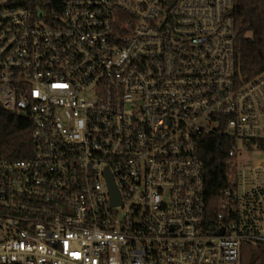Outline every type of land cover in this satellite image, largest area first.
I'll return each instance as SVG.
<instances>
[{
    "label": "built area",
    "instance_id": "1",
    "mask_svg": "<svg viewBox=\"0 0 264 264\" xmlns=\"http://www.w3.org/2000/svg\"><path fill=\"white\" fill-rule=\"evenodd\" d=\"M9 1L0 107L30 117L34 151L0 158V264H243L245 244L264 248V166L238 159L264 141V72L237 70L235 0H65L59 17ZM210 136L233 141L217 225Z\"/></svg>",
    "mask_w": 264,
    "mask_h": 264
},
{
    "label": "trees",
    "instance_id": "2",
    "mask_svg": "<svg viewBox=\"0 0 264 264\" xmlns=\"http://www.w3.org/2000/svg\"><path fill=\"white\" fill-rule=\"evenodd\" d=\"M64 1L10 0L7 5H46L51 17H59ZM234 17L237 34L235 64L239 74L249 81L264 72V0H235ZM254 144L264 153V141L249 143V148L254 149ZM232 146L233 141L224 136H210L198 144L199 156L204 163L205 197L209 218L216 225L219 223L217 217L221 193L228 186V154ZM33 151V126L30 117L18 116L0 107V158L28 159L33 155Z\"/></svg>",
    "mask_w": 264,
    "mask_h": 264
},
{
    "label": "rangeland",
    "instance_id": "3",
    "mask_svg": "<svg viewBox=\"0 0 264 264\" xmlns=\"http://www.w3.org/2000/svg\"><path fill=\"white\" fill-rule=\"evenodd\" d=\"M238 154V159L241 166H264V153L259 150H254L252 152H247L246 150H243L242 152L239 151ZM258 176L260 178V181L264 183V172L262 169L258 171ZM248 177L250 179H253V173L251 171H248ZM242 254L243 264H250L253 262H257V264H264V248H257L250 246L249 244H245L243 246Z\"/></svg>",
    "mask_w": 264,
    "mask_h": 264
},
{
    "label": "water",
    "instance_id": "4",
    "mask_svg": "<svg viewBox=\"0 0 264 264\" xmlns=\"http://www.w3.org/2000/svg\"><path fill=\"white\" fill-rule=\"evenodd\" d=\"M175 1H173V3H174ZM112 191H113V193H115V194H117V191H116V189H115V187L112 185ZM224 233V229L219 233V234H223Z\"/></svg>",
    "mask_w": 264,
    "mask_h": 264
}]
</instances>
